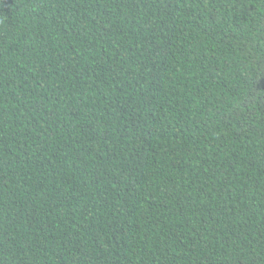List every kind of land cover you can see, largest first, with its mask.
Wrapping results in <instances>:
<instances>
[{"label":"trees","instance_id":"16d2710c","mask_svg":"<svg viewBox=\"0 0 264 264\" xmlns=\"http://www.w3.org/2000/svg\"><path fill=\"white\" fill-rule=\"evenodd\" d=\"M0 264H264V0H0Z\"/></svg>","mask_w":264,"mask_h":264}]
</instances>
